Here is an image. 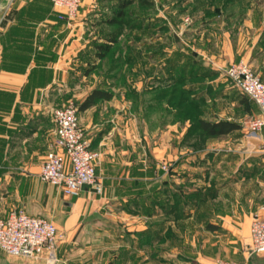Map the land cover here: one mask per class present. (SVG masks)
Segmentation results:
<instances>
[{"label": "crops", "instance_id": "obj_1", "mask_svg": "<svg viewBox=\"0 0 264 264\" xmlns=\"http://www.w3.org/2000/svg\"><path fill=\"white\" fill-rule=\"evenodd\" d=\"M150 3L153 13L144 16L143 29L128 33L130 71L144 73L145 83L154 84L150 91L174 85L189 91L199 118L240 128L212 137L178 116L154 146L131 144L116 69L105 66L117 38L105 32L101 5L86 2L66 21L50 0H0V217L23 210L51 220L67 236L60 264H254L250 225L264 205V131L247 129L242 96L225 71L246 60L264 82V6L233 27L232 16L220 21L209 0ZM140 79L134 75L128 86L140 92ZM95 90L112 98L79 116L100 153L97 177L104 191L85 187L69 198L39 176L53 147V115L69 102L81 106ZM113 203L120 208L114 211ZM88 209L101 219L130 217L127 234L114 224L75 226ZM88 228L99 235L75 236ZM169 250L175 254L169 257Z\"/></svg>", "mask_w": 264, "mask_h": 264}, {"label": "built area", "instance_id": "obj_2", "mask_svg": "<svg viewBox=\"0 0 264 264\" xmlns=\"http://www.w3.org/2000/svg\"><path fill=\"white\" fill-rule=\"evenodd\" d=\"M54 10L62 11L61 18L72 21L82 5L93 0H50ZM226 77L240 93L247 95L259 108V114L250 119L249 131H264V83L251 65L240 60L226 69ZM76 103L54 111L56 126L52 149L46 154L40 170V179L59 188L69 198L79 197L85 187L102 192L97 177L100 153L92 148L91 141L80 123ZM164 171L167 166L164 165ZM66 235L49 219L14 210L8 217H0V251L9 257L44 261L56 264L58 250ZM250 256L264 254V205L251 216ZM217 264H239L219 259Z\"/></svg>", "mask_w": 264, "mask_h": 264}, {"label": "rangeland", "instance_id": "obj_3", "mask_svg": "<svg viewBox=\"0 0 264 264\" xmlns=\"http://www.w3.org/2000/svg\"><path fill=\"white\" fill-rule=\"evenodd\" d=\"M132 1H137L135 5H132ZM155 1V0H149ZM93 2H97L101 5L100 11L103 15L100 17L108 19V27H106L105 32L110 33L113 39L117 38L114 41L113 52L109 55L105 60V66L107 68L114 67L116 69V77H117V89L116 95L118 98H123V102L126 105L125 114L122 116L123 125L125 128H129L130 134H132L130 138V143H135L136 145L151 142L152 146H154V141H157L159 133L161 130H165L167 126L175 122L177 117H187L191 114L181 113L179 109L175 106L176 102L173 100L180 99L181 95L173 94V89L171 88H162L155 89L150 91L149 88L154 87V84H150L149 82L144 81V73H134L130 71L129 65L132 62L129 59V36L128 33L136 27V29H143V18L144 16L152 15L153 6L150 3H144L141 0H129L131 6L128 8L126 6L127 0H93ZM210 6L214 9L215 12L221 15L220 21L224 19V15L226 18L232 16L233 27L235 25H240L243 20L254 12L255 10H259L264 6V0H209ZM125 5V6H124ZM154 5V4H153ZM155 6V5H154ZM110 13V14H109ZM136 18V22L138 20V24L134 26V20ZM190 23V20H185V26ZM233 38L236 36L233 28L232 32ZM132 59V57H131ZM246 61V60H245ZM248 62V61H247ZM249 63V62H248ZM250 64V63H249ZM251 65V64H250ZM252 67V65H251ZM253 66V71L256 75L260 77L258 71ZM130 71V72H129ZM226 74V71H225ZM136 75L138 78L140 76V80H138V86H140V92H137V89H133L132 86H128V79H132ZM262 80V78L260 77ZM263 82V80H262ZM264 83V82H263ZM147 90V93L145 94ZM170 91V92H169ZM238 91V90H237ZM169 92V93H168ZM239 92V91H238ZM240 93V92H239ZM168 94V95H167ZM182 94V93H181ZM173 95V96H171ZM168 96H171L173 99L169 102ZM201 111V110H200ZM247 121L249 123L250 119L259 114V111L254 113L253 111H247ZM238 115V111L235 112ZM191 123V121H189ZM191 129V127H190ZM247 129L249 130L248 126ZM195 131V127L191 129ZM191 131V132H192ZM194 134V133H192ZM168 169V173H169ZM103 187V186H102ZM104 191V187L102 188ZM101 193V192H100ZM99 193V194H100ZM112 209L116 211L120 208L117 203H113ZM116 209V210H115ZM71 213V211H69ZM67 212L66 214H68ZM101 213L95 212L93 210H89L87 212H83L81 216L75 219V226H92V225H117L119 226L120 233L127 234V224L130 220V217L124 216H115L107 214L101 219ZM100 219V220H99ZM136 224H142L143 220L136 219ZM82 229V228H81ZM89 232H76V237L80 236L86 239H95L99 232L95 231L94 228H88ZM87 229V230H88ZM118 231V232H119ZM173 234L168 232V239L171 238ZM67 238V236H66ZM65 238V239H66ZM174 252L167 253L168 256H173ZM173 254V255H171ZM264 254L262 255H252L250 259L254 260V264H264ZM175 257V256H174ZM256 261V263H255ZM61 259L59 257V261L56 264H60ZM0 264H46L44 261H35L33 259H24V258H14L9 257L4 254H0Z\"/></svg>", "mask_w": 264, "mask_h": 264}, {"label": "trees", "instance_id": "obj_4", "mask_svg": "<svg viewBox=\"0 0 264 264\" xmlns=\"http://www.w3.org/2000/svg\"><path fill=\"white\" fill-rule=\"evenodd\" d=\"M141 1H144V3H150L149 0H141ZM128 4H130L129 0H127L126 6ZM175 86L176 85L172 87L173 94H175L177 90H179L178 87H175ZM179 91L180 93H182L180 99H177L176 101L173 100V101L176 102L175 106L177 107V109H179L181 113H183V115L185 113L191 114L185 118L183 117L185 120L188 119L191 121V129L194 126L195 129L201 130L207 136L214 137V136H222V135L230 134L240 128L238 124L232 123L229 121L210 122V121H206V120L199 118V114L201 112L200 105L197 102H193V100L190 98L191 93L189 91L185 89H180ZM240 94L242 96L241 102L244 105L245 109L247 111L249 110L252 112L253 106H256V104L247 95L242 94V93ZM171 96H168L169 102L173 99ZM111 98H112L111 93L102 91V90H95L88 96V98L85 100V102L81 106H78V105L77 106L80 111V110L87 109L93 106L98 100H109ZM258 111H259V108H258Z\"/></svg>", "mask_w": 264, "mask_h": 264}]
</instances>
